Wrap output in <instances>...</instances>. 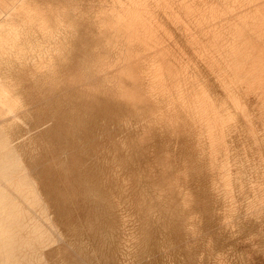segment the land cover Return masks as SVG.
<instances>
[{
  "label": "rangeland",
  "instance_id": "1",
  "mask_svg": "<svg viewBox=\"0 0 264 264\" xmlns=\"http://www.w3.org/2000/svg\"><path fill=\"white\" fill-rule=\"evenodd\" d=\"M233 6L18 1L0 32L17 63L0 82V203L17 204L0 264H264V92L235 78Z\"/></svg>",
  "mask_w": 264,
  "mask_h": 264
},
{
  "label": "bare ground",
  "instance_id": "2",
  "mask_svg": "<svg viewBox=\"0 0 264 264\" xmlns=\"http://www.w3.org/2000/svg\"><path fill=\"white\" fill-rule=\"evenodd\" d=\"M56 1V0H55ZM232 1V0H231ZM226 2V1H225ZM228 3V2H227ZM232 6V3L230 4ZM235 10H237L236 22L235 23V41L234 46L231 50V56L234 57V61L232 63L236 67L235 78L239 81L247 80L248 78H252L255 83L253 84L254 89L261 93L264 92V83L260 84L264 81V0H234ZM230 6V7H231ZM225 7H228L225 5ZM229 7V8H230ZM222 8H224L222 6ZM225 10V9H223ZM227 10V9H226ZM229 10V9H228ZM234 10V9H232ZM227 12V11H225ZM224 12V13H225ZM234 12V11H233ZM221 14V15H224ZM231 13V12H230ZM226 15H228L226 13ZM230 15V14H229ZM96 16V14H95ZM225 16V15H224ZM223 16V17H224ZM221 18V17H220ZM228 18V17H227ZM97 19V18H96ZM225 19V18H224ZM232 19V18H231ZM223 20V18H222ZM230 22H232L230 20ZM111 24V23H110ZM224 24V23H223ZM233 25V24H232ZM231 25V26H232ZM112 26V24H111ZM226 26V24H225ZM230 26V27H231ZM229 27V26H228ZM229 30V28H226ZM232 30V29H231ZM226 32V31H225ZM223 33V32H222ZM231 33H233L231 31ZM229 34V32H228ZM202 36V35H201ZM225 36V35H224ZM223 36V37H224ZM227 36V35H226ZM232 36V35H231ZM134 37V36H132ZM234 37V36H233ZM231 37V38H233ZM227 39V38H225ZM234 39V38H233ZM221 41V40H220ZM232 43V42H231ZM227 45V44H226ZM233 45V44H232ZM219 46V45H218ZM222 47V45H220ZM219 46V48H220ZM230 46V44H229ZM224 47V46H223ZM226 49V47H224ZM221 49V48H220ZM229 50V49H228ZM127 51V50H126ZM227 51V49H226ZM220 52V50L218 51ZM165 55V54H164ZM122 57V56H121ZM124 57V56H123ZM126 58V56H125ZM123 58V60L125 59ZM122 59V58H121ZM120 59V60H121ZM223 59V58H222ZM122 60V61H123ZM222 61V60H221ZM123 63V62H122ZM115 64V63H114ZM124 64V63H123ZM120 65V64H119ZM122 65V64H121ZM106 66V65H105ZM121 67V66H120ZM239 67V68H238ZM157 69V68H156ZM120 70V69H119ZM123 72V71H122ZM121 72V73H122ZM157 72V71H156ZM159 72V71H158ZM126 73V71H125ZM123 74V73H122ZM136 74V73H135ZM225 76V73H224ZM157 77V76H156ZM226 79V78H225ZM228 79V78H227ZM235 80V79H234ZM250 81V80H249ZM137 82V81H136ZM158 82V81H157ZM232 82V80H231ZM236 82V81H235ZM260 82V83H259ZM163 83V82H162ZM179 83V82H178ZM187 83V82H186ZM227 83V82H226ZM251 83V82H250ZM253 83V82H252ZM251 83V84H252ZM189 85V84H188ZM230 85V84H228ZM232 85V83H231ZM177 86V85H176ZM165 87V86H164ZM183 87V86H182ZM180 88V87H179ZM184 88V87H183ZM194 88V87H193ZM120 89V88H119ZM192 89V88H191ZM182 90V89H181ZM180 90V91H181ZM239 90V89H238ZM187 91V89H186ZM237 91V90H236ZM185 92V91H184ZM192 92V91H191ZM181 94L179 93V96ZM183 95H186V93ZM182 95V96H183ZM178 96V95H177ZM190 96V94H189ZM217 96V95H216ZM174 97V96H173ZM181 97V96H180ZM184 97V96H183ZM182 97V98H183ZM187 97V95L185 96ZM171 98V97H170ZM175 98V97H174ZM178 99V98H177ZM184 99L183 103H187V100ZM171 100V99H170ZM179 100V99H178ZM174 101V100H173ZM203 101V100H202ZM194 102V101H193ZM204 102V101H203ZM182 103V104H183ZM191 103V102H190ZM202 103V102H201ZM233 104V103H232ZM187 105V104H186ZM198 105V104H197ZM202 105V104H201ZM249 105V104H248ZM170 106V105H169ZM175 107V106H174ZM198 107V106H197ZM207 107H205L206 109ZM198 110L197 113H200ZM206 110H204L205 112ZM242 111V110H241ZM209 112V111H208ZM203 113V112H202ZM200 113V114H202ZM237 113V112H236ZM199 114V115H200ZM206 114V112H205ZM212 114V112H211ZM238 114V113H237ZM197 115V114H196ZM204 115V114H203ZM202 116V115H201ZM199 116V117H201ZM209 116V115H205ZM204 117L208 118V117ZM212 118V117H211ZM203 119V120H204ZM210 119V118H209ZM208 119V120H209ZM206 122V121H205ZM203 121V123H205ZM208 124L210 123L207 121ZM212 123V122H211ZM207 124V123H206ZM260 124V123H259ZM205 125V124H204ZM212 125V124H210ZM208 125V126H210ZM207 127V126H206ZM213 127V126H212ZM211 128V127H209ZM208 129V128H207ZM210 130V129H209ZM212 130V128H211ZM228 138V137H227ZM232 149V148H231ZM246 164V163H245ZM229 173V172H228ZM228 175V174H227Z\"/></svg>",
  "mask_w": 264,
  "mask_h": 264
},
{
  "label": "crops",
  "instance_id": "3",
  "mask_svg": "<svg viewBox=\"0 0 264 264\" xmlns=\"http://www.w3.org/2000/svg\"><path fill=\"white\" fill-rule=\"evenodd\" d=\"M19 0H0V32L2 25L4 23H8L9 26L17 24V13L15 8L17 6ZM5 66L1 64L0 61V82L3 81V67H4V76L12 77L15 79L12 73V66H16V61H12L11 63L5 62ZM1 96V94H0ZM1 130V127H0ZM5 204V205H3ZM3 224V225H2ZM6 225V230H2V226ZM9 225V226H8ZM10 227V228H8ZM16 227H17V204L16 202L7 205V203H0V242L1 241H12L15 239H11L12 234L16 235ZM14 230V233L10 232ZM8 229L10 230L8 233Z\"/></svg>",
  "mask_w": 264,
  "mask_h": 264
}]
</instances>
